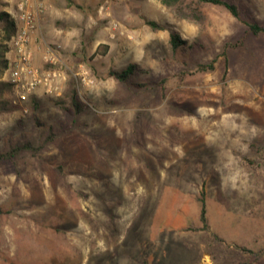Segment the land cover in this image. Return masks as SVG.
Returning a JSON list of instances; mask_svg holds the SVG:
<instances>
[{
	"label": "rangeland",
	"instance_id": "obj_1",
	"mask_svg": "<svg viewBox=\"0 0 264 264\" xmlns=\"http://www.w3.org/2000/svg\"><path fill=\"white\" fill-rule=\"evenodd\" d=\"M43 1L33 63L52 84L0 96V264H264V32L247 25L264 28V0H224L240 18ZM131 64L128 83L109 75ZM23 139L39 150L5 159Z\"/></svg>",
	"mask_w": 264,
	"mask_h": 264
},
{
	"label": "built area",
	"instance_id": "obj_2",
	"mask_svg": "<svg viewBox=\"0 0 264 264\" xmlns=\"http://www.w3.org/2000/svg\"><path fill=\"white\" fill-rule=\"evenodd\" d=\"M8 11L16 32L10 40L14 60H8L9 81L17 89L21 102H25L41 86L52 84L51 77L33 63L31 48L33 34L46 10L43 0H7ZM119 1V0H114ZM50 91V89H49Z\"/></svg>",
	"mask_w": 264,
	"mask_h": 264
},
{
	"label": "trees",
	"instance_id": "obj_3",
	"mask_svg": "<svg viewBox=\"0 0 264 264\" xmlns=\"http://www.w3.org/2000/svg\"><path fill=\"white\" fill-rule=\"evenodd\" d=\"M163 4L165 7L172 9L176 12V14L179 17H184L185 12L183 10L182 5L185 3V0H158ZM198 3H210L213 5L217 6H224L226 9H228L231 14L237 18H240V13L239 9L235 4H231L228 2H225L224 0H195ZM0 23L3 24L4 30L7 33L6 39L7 41H10L12 37L14 36L16 32V27L14 22L11 20L9 14L7 12H0ZM146 24L150 26L153 30H161L163 29L160 25H158L156 22L151 21V20H146ZM247 25L250 27V30L252 33L255 35L260 34L261 32H264V28L259 26L258 23L256 22H247ZM171 46L173 50H178L181 45L185 44L183 42L178 34L173 33L171 35V40H170ZM100 49L103 48L105 49L103 51V54H106L108 51V46H100ZM101 51L98 50V54H100ZM6 52L2 50L0 52V76L2 77L6 69L8 68V59L5 58ZM139 71V68L137 65L131 64L127 66L125 69L121 71H111L109 75L111 77H114L116 80H118L121 83H128L130 79ZM14 90V85L10 82H0V96L3 95L6 91H13ZM68 103L70 107L64 109H69V110H74L76 113H80L82 111V105L78 99V94L75 89H71L70 92L68 93ZM62 102H58V105H61ZM38 126L41 127V123L38 120L37 121ZM52 136H50L49 139H51ZM40 146H36V144L29 140V139H23L20 140L16 146L12 147V149L7 152L4 155V158L9 160L13 158L15 155H17L21 151H33L37 152L39 150ZM202 220L205 221V210H203L202 213Z\"/></svg>",
	"mask_w": 264,
	"mask_h": 264
},
{
	"label": "crops",
	"instance_id": "obj_4",
	"mask_svg": "<svg viewBox=\"0 0 264 264\" xmlns=\"http://www.w3.org/2000/svg\"><path fill=\"white\" fill-rule=\"evenodd\" d=\"M48 14V13H47ZM52 15V14H51ZM47 19V17L45 18V19H43V20H46ZM42 21H40V23H41ZM38 26H40V25H38ZM39 27H37V29H38ZM37 29H36V31L34 32V34H33V39H34V37H35V34H36V32H37ZM59 33L60 32H58V35H59ZM68 34H71V33H68ZM59 37V36H58ZM64 38L65 39H68L67 37H66V35L64 36ZM32 39V44H31V48H35L36 47V45L34 44L35 43V41ZM65 43H67V41L65 42ZM34 44V45H33ZM39 61H38V55H37V53H35V63H38Z\"/></svg>",
	"mask_w": 264,
	"mask_h": 264
},
{
	"label": "bare ground",
	"instance_id": "obj_5",
	"mask_svg": "<svg viewBox=\"0 0 264 264\" xmlns=\"http://www.w3.org/2000/svg\"><path fill=\"white\" fill-rule=\"evenodd\" d=\"M210 263V262H209Z\"/></svg>",
	"mask_w": 264,
	"mask_h": 264
}]
</instances>
